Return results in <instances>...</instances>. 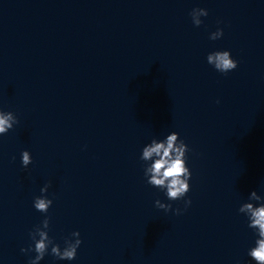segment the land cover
<instances>
[{
  "label": "clouds",
  "instance_id": "9594fccd",
  "mask_svg": "<svg viewBox=\"0 0 264 264\" xmlns=\"http://www.w3.org/2000/svg\"><path fill=\"white\" fill-rule=\"evenodd\" d=\"M192 23L199 27L203 21L201 17L208 16V10L205 8H193L190 12ZM224 35L222 28H217L215 32L210 34L211 40L220 39ZM207 63L212 65L215 70L220 73L227 74L238 67V61L232 58L231 52L228 50L214 51L207 55ZM219 103V101H217ZM18 119L11 111L5 112L0 110V136L6 135L14 125L18 123ZM190 151L184 140L180 139L178 132H171L163 140L153 138L151 143L145 145L142 149L140 159L145 162L144 175L147 183L152 187L165 191L169 201H177L183 199L191 190L189 183L192 173L187 165V153ZM32 163V157L29 151L24 150L21 153V164L24 168ZM50 182L46 183L41 189V196L35 197L33 201L34 208L41 213H48L53 201L46 195ZM248 201L242 203L238 211L243 213L248 219V227L253 229L257 235L255 246L248 250V256L256 262V264H264V196L258 195L253 190ZM258 202V203H253ZM192 203L191 199L184 201L185 208ZM157 208L167 211H174V214H182L180 208L173 209L172 205L162 203L160 200L155 201ZM49 220L46 215L42 221V226H37L30 232L32 245L27 248H21L22 253L35 252L34 258H30L28 264H39V262L48 254L59 260H74L77 255V249L82 241L79 238L78 231L71 235L75 239H65V247L61 249L60 245L55 243L49 236ZM37 237H39L37 239ZM34 245V246H33Z\"/></svg>",
  "mask_w": 264,
  "mask_h": 264
}]
</instances>
